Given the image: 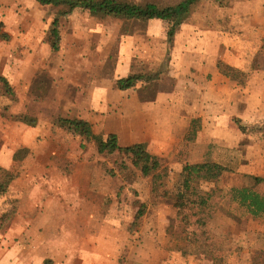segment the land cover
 <instances>
[{
    "label": "crops",
    "instance_id": "0c3cea01",
    "mask_svg": "<svg viewBox=\"0 0 264 264\" xmlns=\"http://www.w3.org/2000/svg\"><path fill=\"white\" fill-rule=\"evenodd\" d=\"M215 2L202 0L189 8L187 20L173 37L169 55L167 74L174 86L157 92L153 100L141 96L146 81L129 90L117 88L119 80L152 72L146 64L158 58L145 53L146 47L137 44L136 34L122 35V52L110 77L99 76L98 67L92 65L87 81L77 82L76 88L65 79V63L54 67L48 60H39L40 56L36 59V54L49 51L41 24L26 30L20 24L15 29L10 60L7 57L0 62V78L14 92L13 96L6 94L0 80V130L7 134L0 167L11 171L9 166L16 162L20 171L7 194L0 197V264H192L179 253L170 252L166 238L156 237L155 225L148 221L130 235L126 215L114 214L115 207L108 205L110 192L95 184L112 181L106 159L78 157L86 143L72 131L64 132L57 122L60 118L81 120L89 123L97 136L115 134L122 147L143 143L152 149L151 154L160 155L163 148L173 149L185 139L190 119L202 122L196 139L200 144L209 138L208 132L217 137L214 133L219 127H232L235 120L240 124L235 138L225 134L215 143L227 148L239 146L246 137L240 127L263 123L264 96L258 98L237 87L218 65L223 62L247 75L252 66L247 38L255 28L239 8L225 9ZM241 3L235 0L233 5ZM205 6L210 8L204 10ZM78 11L90 24L93 22L89 31H97L95 15L81 9L67 17L75 15L73 29L77 30ZM49 18L52 25L55 19ZM166 25L158 20L148 22L149 39L167 40ZM77 71L85 70L81 66ZM41 76L52 84V98L44 90L40 98L32 95L39 91ZM68 89L73 95H66ZM38 99L48 114L35 116L28 110ZM5 101L9 117L4 116L3 121ZM21 117H32L36 125L21 122ZM208 121L214 131H209ZM250 147L253 149L254 144ZM22 149L29 154L22 161L14 160ZM98 166L100 171L93 172ZM256 175L264 177V170ZM160 217L158 221H162Z\"/></svg>",
    "mask_w": 264,
    "mask_h": 264
},
{
    "label": "rangeland",
    "instance_id": "374dc122",
    "mask_svg": "<svg viewBox=\"0 0 264 264\" xmlns=\"http://www.w3.org/2000/svg\"><path fill=\"white\" fill-rule=\"evenodd\" d=\"M119 1L139 5L153 3L159 7H167L178 5L184 0ZM234 1L216 2L225 9L239 8V13H243L244 18L249 16L248 18L251 19L250 21L253 22L255 28V32L250 37L248 35L247 38V46L252 56V66L246 73L247 83L241 88L244 87L245 90H248L249 95H257L258 98L263 97L264 0H240L241 5H233ZM46 7L40 6L34 0L2 1L0 4V26L2 25V28H0V62L7 60V57L10 60L9 56L12 54L10 52L11 36L20 24L24 25L23 30L41 24V28H44L43 35L45 34L43 36L44 43L48 46L49 51L36 54V59L40 56L39 60H48L54 67L57 64L65 63V79H67L68 84H71L72 87L75 85L77 88V82L84 83L87 81L89 77L88 70L92 65L98 67L99 76L110 77L115 72L116 62L122 52V35L136 34L137 44L142 48L146 47L145 53L147 55L154 54L158 57L157 60L149 61L146 64L153 71L146 75L149 76V82H146V87L141 90V96L153 100L157 92L169 91L173 88V81L170 80V76L167 74L169 55L173 46V38L171 39L166 34L169 33L170 26L166 25V33L164 34L167 40L157 39L153 41L146 34V24L138 25L123 20L118 21L111 17L99 18L93 16L98 21L97 31H89V27L93 26V22L90 24L87 17L81 14V11H78L77 30L73 29L75 15L70 18L59 19V28H57L60 33L59 50L55 52L50 40L52 21L50 18L48 20L46 18L53 16V19H55L58 15V9L52 7L48 9ZM207 8L210 7L205 6L204 10ZM33 16L36 17L33 18ZM38 18H40L39 21ZM48 22L50 23L48 24ZM235 32L237 30H234ZM2 34H5L9 40H4L1 37ZM29 39H31L30 35ZM81 66L85 71H77V67ZM47 81L48 79L45 76H41L40 82H44V85L40 83L38 85L39 91L32 95L40 98L44 90L52 98L50 91L52 84L46 83ZM236 86L239 87V84H236ZM67 91L66 95L71 94L69 89ZM0 92H3L1 84ZM7 108V102L5 101V105L2 107L3 121L4 116L9 117ZM28 110L33 112L32 114L35 116L38 113L46 114L48 112V109L39 99L34 103L31 102ZM192 121L191 119L189 121L191 122V128ZM208 122L209 131L210 129L214 131V128L210 126L212 122ZM57 124L59 125L58 122ZM231 126L222 125L219 127L218 132L214 133V136L217 137H213L208 132L209 138L202 144L198 143L197 140L191 141L185 136L182 142L172 146L173 149L163 148L160 155L157 156L166 162L163 172L164 180L162 187L156 193L153 192L150 179L138 175L134 182H131L126 173H119L121 160L116 155L110 159L112 163L108 162L107 168L110 171V173L108 171V174H112V181L108 179L104 182H95V184H99V187L110 192L111 197H109L108 205L116 208H114L113 213L126 215L125 218L129 220L128 222L131 225L130 229L127 230L130 235L139 232L145 222L148 221L149 224L155 225L156 231L153 229V234L156 237L160 235L166 238V246L170 252L179 253L192 264H264V219L249 216L245 210L231 200L230 193L233 188L249 185L252 182V177L264 179L263 176L256 175V172L260 174L264 170V167L261 166V163L264 164V121L254 127L242 126L240 131L246 137L239 146L234 147V145L232 148H227L215 143L216 140H222L220 138H223L225 134L235 138L240 124L238 122L235 124V120H233ZM60 127L64 132L67 130L70 133L67 125H60ZM91 129L93 131V128ZM97 137L104 138V136ZM6 140L7 134L0 130V151ZM232 141L235 143V140ZM251 143L254 144L253 149L250 147ZM249 147L250 150H248ZM149 151L152 152V149ZM79 152L78 157L87 156L93 160L99 157L92 143H88L86 148H81ZM23 156L21 154V157ZM197 162L220 164L226 169V172L217 184L218 196H220L221 202L219 211L206 227L188 228L182 222L178 210L174 207V198L180 191V176L183 168ZM104 166L103 168H105ZM9 167H12L9 172L15 175L20 171V163L15 162ZM99 167L94 168L93 172L98 173L100 171ZM242 170L252 172L251 174L254 176L242 172ZM97 199L100 201L102 198L98 196ZM158 217L162 221H158ZM193 232L197 234V242L195 241L194 246H190L189 233L192 234ZM185 252H187L186 255H184Z\"/></svg>",
    "mask_w": 264,
    "mask_h": 264
},
{
    "label": "trees",
    "instance_id": "16d2710c",
    "mask_svg": "<svg viewBox=\"0 0 264 264\" xmlns=\"http://www.w3.org/2000/svg\"><path fill=\"white\" fill-rule=\"evenodd\" d=\"M34 1L42 7L47 6L58 9V15L52 24V28H50L52 48L53 51L57 52L59 50L58 42L60 41V33L57 29L59 28V19L67 18L76 10L81 9L99 18L114 17L138 25L147 24L153 20L163 21L170 26L168 36L172 39L187 18L189 8L202 0H184L178 5L167 7H159L153 3L139 5L119 0ZM215 1L221 3L223 0ZM0 28H2V25ZM1 37L4 40H9L5 34H2ZM218 67L222 74L239 84V86H244L247 83V75L244 73L228 67L223 62H219ZM0 80L4 83L5 93L13 96L14 92L8 82L2 78ZM142 81L149 82V76H132L119 80L117 88L119 90H129ZM19 119L27 125H36V120L34 119L28 117ZM58 123L61 126L67 125L70 131L80 136L83 139V143H86L82 144L83 148H86L88 143H92L99 156L104 157L107 163H112L110 159L116 155L121 160L119 173H126L130 177L131 182H134L139 175L142 178L151 180L153 192H158L162 187L166 162L157 155L151 154L146 144L143 145L141 143L122 147L117 135L110 134L106 138L97 137L87 122L75 119H60ZM201 125L200 119L193 120L192 128L186 135L187 138L191 141L196 140L201 130ZM240 130H242V127ZM21 154L24 156L21 157ZM28 154V150H19L14 160L22 161ZM225 172L226 169L220 164L209 162L191 164L183 168L180 176V191L174 198V207L178 210L186 227H206L219 211L221 202L220 196H218L217 184ZM16 177L17 175L0 167V197L7 194ZM251 181L249 185L233 188L230 192L231 200L245 210L249 216L256 219H264V179L252 177ZM195 241L197 242L196 232L189 233L190 246H194ZM186 254L187 252L184 253V255Z\"/></svg>",
    "mask_w": 264,
    "mask_h": 264
}]
</instances>
